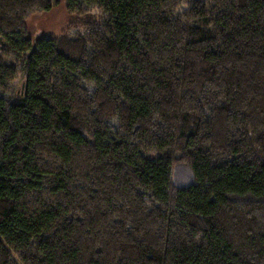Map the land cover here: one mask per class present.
Listing matches in <instances>:
<instances>
[{
  "label": "trees",
  "instance_id": "obj_1",
  "mask_svg": "<svg viewBox=\"0 0 264 264\" xmlns=\"http://www.w3.org/2000/svg\"><path fill=\"white\" fill-rule=\"evenodd\" d=\"M0 40V264H264V0H0Z\"/></svg>",
  "mask_w": 264,
  "mask_h": 264
},
{
  "label": "rangeland",
  "instance_id": "obj_2",
  "mask_svg": "<svg viewBox=\"0 0 264 264\" xmlns=\"http://www.w3.org/2000/svg\"><path fill=\"white\" fill-rule=\"evenodd\" d=\"M69 24V16L63 4L49 13L35 14L27 21L29 37L36 41L42 38L57 37ZM1 52V40H0ZM23 87L21 80L18 82Z\"/></svg>",
  "mask_w": 264,
  "mask_h": 264
}]
</instances>
